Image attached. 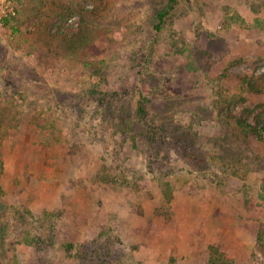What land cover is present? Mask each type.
<instances>
[{
  "label": "rangeland",
  "instance_id": "374dc122",
  "mask_svg": "<svg viewBox=\"0 0 264 264\" xmlns=\"http://www.w3.org/2000/svg\"><path fill=\"white\" fill-rule=\"evenodd\" d=\"M170 5L18 0L0 27V264H264L237 121L264 122V0Z\"/></svg>",
  "mask_w": 264,
  "mask_h": 264
},
{
  "label": "trees",
  "instance_id": "16d2710c",
  "mask_svg": "<svg viewBox=\"0 0 264 264\" xmlns=\"http://www.w3.org/2000/svg\"><path fill=\"white\" fill-rule=\"evenodd\" d=\"M177 2L178 0H171V5L167 8L165 12H162L160 14L159 20L162 21V19L164 20L166 16L170 15V13L176 8ZM245 85H247V87ZM243 89H248L249 91H252V92L255 91L253 82H250V80L244 81ZM101 103L103 106H106V103L104 100H101ZM140 111L144 113L145 109L141 107ZM237 121L239 122L238 125L244 134L255 138L257 141L264 142V122L258 121L255 124H253V123L246 121L245 119H237ZM258 241L259 243L264 245V223L259 224ZM69 247L70 249L73 248L72 245ZM209 250L213 258L211 259V264H230L224 261L225 255L215 246H210Z\"/></svg>",
  "mask_w": 264,
  "mask_h": 264
},
{
  "label": "built area",
  "instance_id": "2783aa9c",
  "mask_svg": "<svg viewBox=\"0 0 264 264\" xmlns=\"http://www.w3.org/2000/svg\"><path fill=\"white\" fill-rule=\"evenodd\" d=\"M18 0H0V27L6 21H13L19 15Z\"/></svg>",
  "mask_w": 264,
  "mask_h": 264
}]
</instances>
